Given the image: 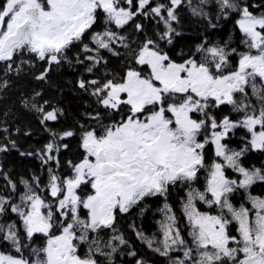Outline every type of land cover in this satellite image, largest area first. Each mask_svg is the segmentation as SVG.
Returning a JSON list of instances; mask_svg holds the SVG:
<instances>
[{
  "label": "snow or ice",
  "instance_id": "snow-or-ice-1",
  "mask_svg": "<svg viewBox=\"0 0 264 264\" xmlns=\"http://www.w3.org/2000/svg\"><path fill=\"white\" fill-rule=\"evenodd\" d=\"M152 4L153 0H138L136 11L133 0H5L0 5V62H8L9 69L13 58L24 53L33 54L49 66L59 65L68 61L71 49L78 47L86 55L83 60L78 56L77 62L90 61L86 71L91 73L107 63L101 50L119 56L114 45L130 48L127 36L113 27L123 29L137 15L158 17L157 23L164 27L159 40L171 44L180 35L173 23L179 22L177 9L182 4L192 15L207 19L210 27L216 25L206 8L214 5L219 12L217 19L238 13L236 24L248 49L238 54L235 70L225 71L230 55L225 47L200 45L196 49L199 59L191 56L178 63L157 40L146 38L132 50V63L137 67L129 65L118 78L81 79L79 87L90 91L97 104L107 110L106 115L119 113L120 118L104 123L99 116L93 117L97 126L81 133L84 158L77 164L69 161L73 169L70 178L49 170L50 195L63 194L55 204L61 220L53 222L54 205L46 203L28 181H22L25 191L19 204L0 197V217L7 213V204L22 221L27 239L37 234L47 237L45 246L30 250L34 257L30 260L24 256L16 225L0 224V240L11 245V251H0V264H100L97 257L110 258L117 251L114 241L127 243L122 235L103 240L104 230L116 231L117 210L128 213L145 198L157 196L165 200L159 209L164 217L159 222L163 238L157 242L155 237H145L139 231L137 236L154 252L169 257L170 264H264V197L251 194L253 185L264 183V168H248L242 163V157L250 151L264 153V14L254 15L237 0H197L195 4L193 0H168L167 4ZM101 21L103 30L96 31L94 26ZM134 27L143 30L139 23ZM88 38L94 47L84 43ZM46 75L42 73L37 79L43 80ZM222 105L231 106L232 112L241 115L236 120L223 116L218 121L211 109ZM32 107L43 113L42 123L58 119L57 110L45 112L36 104ZM194 113L202 118H195ZM237 129L246 130L240 150L224 142ZM51 135L53 141L45 145L41 159L59 164L53 155L61 148L56 139L64 140L75 133ZM11 143L15 147V142ZM209 144L214 145V156L218 158L210 164L205 159ZM8 150L0 146V152ZM202 169L206 182L200 191L194 184ZM229 169L238 174L236 179L227 174ZM33 179L39 187V179ZM84 184L94 190L86 199L77 195ZM178 184L188 189L182 214L189 227L190 243L182 236L177 215L167 203L170 187ZM11 187L16 191L15 184ZM240 190L250 207L233 204L231 198ZM197 202L217 214L201 211ZM81 209H87V219L81 218ZM232 224L236 226L235 235L229 229ZM57 225L59 235L53 232ZM81 244L87 245L84 254H80ZM174 252L182 256L173 258ZM136 264L144 262L138 260Z\"/></svg>",
  "mask_w": 264,
  "mask_h": 264
},
{
  "label": "trees",
  "instance_id": "trees-1",
  "mask_svg": "<svg viewBox=\"0 0 264 264\" xmlns=\"http://www.w3.org/2000/svg\"><path fill=\"white\" fill-rule=\"evenodd\" d=\"M197 0H193L195 4ZM242 6L249 7L254 15L264 14V0H237ZM5 0H0V5ZM156 3H168V0H153ZM126 6V5H125ZM138 0H133V11L137 10ZM212 17V23L216 27H210L207 19L192 15L186 5H181L177 9L178 23L174 22L173 27L180 33L175 36L173 42L168 44L166 41L159 40V33L163 32L162 23H157L159 18L145 17L137 15L133 21L126 25L123 29L113 30L122 35L127 36V43L130 44L129 49H125L114 45L120 53L119 56H113L106 50H101V55L107 60V63H101L94 68L91 73L86 71V67L91 64L90 61L83 63L77 62V57L83 60L85 53L81 52L78 47L73 48L68 53V61H62L59 65L49 64L45 61L38 60L33 54L24 53L15 56L12 62V68L7 67L8 62H0V146H7L8 151L0 152V197L10 200L12 204L20 203V196L25 191L22 181H28L35 188L37 194L45 199L46 203L52 201V196L48 190L51 174H55L61 178H68L73 175V169L69 166L79 163L84 158V151L81 148V133L85 129L97 126V120L93 117L99 116L104 123L113 122L119 119V113H113L107 116V110L103 109L96 102V98L79 87V81L91 79H111L113 76L117 78L122 76L126 68L132 63V50L138 49L143 41L148 39L157 40L160 48L166 52L173 60L178 63L183 62L191 56L199 59L200 53L196 51L200 45L205 46H221L225 47V51L229 52V67L225 71H232L238 65L239 53L246 52L248 49L242 43L243 34L239 31L236 21L239 19L238 13H231L226 18L217 19L219 12L215 10V6L206 8ZM136 23L142 25L143 30L137 31L134 27ZM102 21L98 22L94 29L102 31ZM84 43H90V38ZM232 49L236 51L231 52ZM17 69L19 71L17 72ZM47 73L45 79H37L42 73ZM6 82L7 86H3ZM251 90L249 89V94ZM39 93V95H37ZM27 102V106H25ZM46 102V103H45ZM255 103V98L253 97ZM43 106L45 112L57 110L58 119L56 121L41 122L43 113L38 112L32 107ZM212 114L219 121L223 116H230L233 120L238 119L241 114L231 111V106L222 105L219 108L211 109ZM62 113V114H61ZM197 118H202L196 115ZM83 126V127H81ZM65 131H73L74 136L64 140L56 139L61 145L58 153H53L59 161L49 160L45 163L41 156L45 155V145L53 141L51 132L63 133ZM246 135L245 129H237L234 134H230L231 138L224 141L229 148L240 150L244 147L245 141L242 139ZM202 139L201 137H198ZM15 142L12 147L11 142ZM66 144L64 148L62 145ZM24 153V155H21ZM31 153V155H28ZM206 163L210 164L214 159L213 145L206 146L205 149ZM242 163L245 167L264 168V153L256 151L248 152L242 157ZM227 174L236 179L237 173L227 170ZM34 177L39 179V187L36 186ZM11 182V183H10ZM206 182V173L201 170L198 174V180L194 187L200 191L204 190ZM16 185V191H12L11 185ZM187 187L182 185L170 187L167 203L173 208L177 215L178 226L181 229L182 236L186 241L189 236V229L186 218L182 214V201H186ZM91 192L90 185L84 184L79 188L78 193L82 198L87 197ZM251 194L264 197V183L258 182L251 188ZM232 202L237 207L244 204L250 207L243 190L233 194ZM165 200L163 197H147L144 201L128 213H120L117 210L116 221L113 232L110 229L104 230L103 240L107 241L112 235H122L127 241L125 245H119L118 241L113 243L117 246V251L111 257H97L100 264H136L138 260H142L144 264H170L169 257L161 256L148 248L147 244L141 237L137 236V232H142L145 237L152 238L158 242L162 238V231L159 222L164 219L163 214L159 211L163 207ZM55 206V205H54ZM8 209L7 213L0 217V224L14 223L20 236L21 245L24 256L28 259H34L30 250L33 248H41L45 246L47 237L36 235L31 240L26 238L22 221L16 213L11 212L9 205H5ZM142 209H146L142 211ZM55 213V212H54ZM82 217H85L82 214ZM61 220L59 213H55L53 222ZM235 224L230 225L229 229L233 235L235 232ZM54 233L59 232V226L54 227ZM2 235V234H0ZM91 238V237H90ZM191 238V237H190ZM156 245L154 244V247ZM1 251H11V245L6 241L0 240ZM87 250L86 244L80 245V254H84ZM110 251V249H105ZM135 252L136 255H130ZM13 255H17L14 251ZM171 256H181L179 253H171Z\"/></svg>",
  "mask_w": 264,
  "mask_h": 264
},
{
  "label": "rangeland",
  "instance_id": "rangeland-1",
  "mask_svg": "<svg viewBox=\"0 0 264 264\" xmlns=\"http://www.w3.org/2000/svg\"><path fill=\"white\" fill-rule=\"evenodd\" d=\"M127 6V5H126ZM259 15H262V14H258L257 16H259ZM170 115V114H169ZM196 115H198V114H196V113H194L193 114V116L195 117V118H197V116ZM213 148H214V145H213ZM218 159V158H217ZM68 178H70V177H68ZM82 186V185H81ZM81 188V187H80ZM78 190L79 189H77V195H79L80 196V194L78 193ZM93 192H94V190H92L91 189V192H90V194L89 195H91V194H93ZM62 196H63V194H61V196L60 197H52V201H50L49 203H51V204H53V205H55L56 204V202L60 199V198H62ZM87 197H85V198H83V199H86ZM197 207L201 210V211H204V212H211L212 214H217L215 211H213V209H209L206 205H203L202 203H200V202H197ZM43 211H47V209H44ZM53 211L55 212V213H57V209L55 208V206L53 207ZM55 213H54V215H55ZM80 214H81V218L82 219H87L88 217H87V209H81L80 210ZM82 214H84L85 215V217H82ZM230 227V226H229ZM188 229H189V227H188ZM53 231H54V229H53ZM60 233L58 232L57 233V235H59ZM77 234H79V233H77ZM37 235H42V234H37ZM36 236V235H35ZM183 237H184V235H183ZM162 238H163V236H162ZM162 238H161V240H162ZM188 239H189V241L191 242V238H190V235L187 237ZM189 242V243H190ZM1 251V250H0ZM179 255H181L182 256V253H179ZM175 257H177V256H175ZM174 257V258H175Z\"/></svg>",
  "mask_w": 264,
  "mask_h": 264
}]
</instances>
